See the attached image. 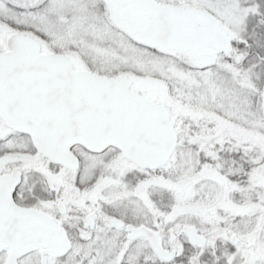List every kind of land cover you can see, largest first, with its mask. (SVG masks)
<instances>
[{"label":"snow or ice","instance_id":"snow-or-ice-1","mask_svg":"<svg viewBox=\"0 0 264 264\" xmlns=\"http://www.w3.org/2000/svg\"><path fill=\"white\" fill-rule=\"evenodd\" d=\"M0 264H264V0H0Z\"/></svg>","mask_w":264,"mask_h":264}]
</instances>
